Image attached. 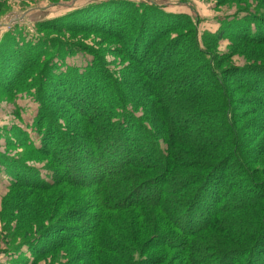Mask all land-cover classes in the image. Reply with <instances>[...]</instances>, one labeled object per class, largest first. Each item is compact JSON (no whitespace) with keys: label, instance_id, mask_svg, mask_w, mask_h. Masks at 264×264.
Segmentation results:
<instances>
[{"label":"trees","instance_id":"obj_1","mask_svg":"<svg viewBox=\"0 0 264 264\" xmlns=\"http://www.w3.org/2000/svg\"><path fill=\"white\" fill-rule=\"evenodd\" d=\"M72 11L64 28L37 24L55 39H0V92L33 89L38 106V143L16 130L6 144L20 155L0 154L7 189L74 191L84 203L68 214L58 197L46 226L49 208H39L42 230L22 241L31 264L58 250L77 253L66 264H264V58L222 67L212 51L221 41L264 46V14L238 9L201 45L187 16L148 0ZM62 33H98L115 46ZM76 53L89 62L66 63ZM192 117L206 123L200 138Z\"/></svg>","mask_w":264,"mask_h":264},{"label":"rangeland","instance_id":"obj_2","mask_svg":"<svg viewBox=\"0 0 264 264\" xmlns=\"http://www.w3.org/2000/svg\"><path fill=\"white\" fill-rule=\"evenodd\" d=\"M105 0H0V39L3 35H19L23 37L24 41L35 43L41 36L55 37L56 35L49 33H39L37 24L50 23V25H57L62 28L68 25L62 22V17L78 10L82 6L96 4ZM132 2H143L145 0H130ZM149 2L158 5L161 9L170 14L187 16L195 29L198 30V40L200 44L202 35L205 33L213 34L222 21H231L233 16L237 14L238 9L252 8L258 13L264 14V0H148ZM71 11V12H70ZM58 19H60L58 21ZM69 26V25H68ZM197 32V31H196ZM64 39L71 40L73 43L82 42L86 46L95 49L101 48L113 49L114 43L110 39L98 33L94 34H72L62 33ZM17 39L19 37H16ZM54 38V39H55ZM60 38V37H59ZM62 38V37H61ZM62 38V39H63ZM58 39V37H57ZM187 41V37L184 38ZM207 41V40H206ZM20 43V41H19ZM240 47V48H238ZM234 51L228 42L221 41L212 51L218 58H223L226 63L222 67H236L242 68L248 64L251 59L264 58V46L260 47H244L238 46ZM203 49V47H202ZM122 60L117 56H107V60L117 64V68L126 67L121 64ZM249 61V62H248ZM89 62V57L76 53L73 58L67 60L66 63H76L74 65H81ZM118 63L120 66H118ZM252 63V62H251ZM116 68V69H117ZM121 68V69H123ZM111 71L113 69L109 68ZM115 69V70H116ZM118 69L116 71H118ZM45 91H50L49 87H44ZM34 91L31 89L30 92ZM23 92L13 91L12 96H8L4 92H0V154H6L12 158L20 155L21 149H8L6 139L16 138V130H23L35 144L38 143L37 134L33 131L32 124L35 119L38 106L32 96ZM56 96L55 94H53ZM62 104V102H61ZM64 106V104H62ZM64 108H66L64 106ZM174 109H177L176 107ZM176 114H186L180 110H173ZM94 109L91 110V113ZM140 113L136 114V116ZM185 116H189L188 113ZM189 122L194 123L193 129L197 132L196 137L206 133L207 127L196 125L195 119L192 117ZM18 128V129H17ZM199 135V136H198ZM10 140V141H11ZM29 166L42 168L41 164L28 163ZM1 167V166H0ZM9 178L3 171H0V264H31L32 258L28 252V247L22 245V241L31 236L37 237L40 232L38 223L40 220V207L47 206L49 212L43 215L42 223L46 226L53 223L57 217H53L52 210L58 206V197L64 196L65 200L61 205L68 203L67 208H63L64 213H71L72 209H76L84 205L80 200L81 195L74 191H63L57 194L54 192L18 189L12 192L7 189ZM126 213V214H130ZM134 215V214H133ZM50 218V221H48ZM47 223V224H46ZM30 224V227H26ZM41 226V225H40ZM43 226V227H45ZM85 243V242H84ZM84 247L83 243H80ZM82 247V248H83ZM86 249V248H85ZM66 254V255H65ZM64 253L60 250L51 254L47 259L39 261L35 264H66L69 261H75L74 255Z\"/></svg>","mask_w":264,"mask_h":264}]
</instances>
